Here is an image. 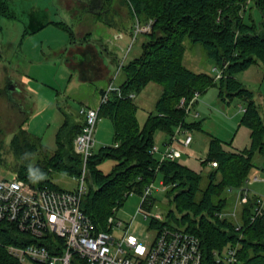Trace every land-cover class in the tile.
Masks as SVG:
<instances>
[{"label":"trees","instance_id":"obj_1","mask_svg":"<svg viewBox=\"0 0 264 264\" xmlns=\"http://www.w3.org/2000/svg\"><path fill=\"white\" fill-rule=\"evenodd\" d=\"M13 1L0 0V20L18 17ZM103 1L102 6L107 0ZM124 2L134 27L137 21L145 23L152 19L154 22L152 30L144 33L146 38L140 54L122 65L121 93L112 91L108 101L99 104L100 117H107L113 123L114 141L98 150L95 147L88 158V186L82 198V209L99 230L109 231V217H116L117 210L125 204L130 193L142 196L146 187L161 173L170 208L166 219L153 216L150 227L161 230L168 226L198 235L202 244V264H220L215 251L222 253L231 246L238 247V264H264V210L252 218L256 214L258 193L250 189L247 203L238 204L236 197L231 199V193L245 186L257 168L256 153L264 154V116L253 91L237 76L254 64L264 66V0ZM251 4L259 11L260 19H256ZM104 10L92 12L96 13V18L103 19L101 15L107 11ZM34 15L32 17L37 19ZM50 22L63 24L74 37L73 28L61 20H46L31 30H41ZM187 37L204 45L216 67L222 70V77L195 71L185 64ZM91 41L94 42L90 33H86L78 43L80 56L86 64L92 62L93 53L82 46L88 44L86 47L90 49ZM151 82L162 85V94L155 109L141 124L136 98ZM212 86L219 87V97L223 100L231 101L236 96L245 100L240 124L250 130L251 144L236 148L232 141L211 136L200 171L178 160L179 157L160 161L151 152L156 143V132L161 130L173 137L178 126L187 130L203 129L201 121L186 119L188 112L180 102L182 98L189 102L196 92L201 94ZM105 91L102 89V95ZM132 93L136 97H132ZM77 115L64 111L65 119L56 133L55 150H49L28 130L21 128L15 132L9 144L15 157V162L10 165L14 175L32 185L56 189L61 188L53 182V172L74 178L81 176L84 158L75 151L74 140L82 130L84 118L79 111ZM106 158L115 161L109 172L100 167ZM213 161L218 165H213ZM5 163L10 164L4 153V141L0 139V166ZM155 201L152 194L142 205L150 209ZM236 206L237 217L227 214ZM22 237L28 236L0 223V264H23L8 249L11 244L30 242H23ZM72 264L90 263L76 255Z\"/></svg>","mask_w":264,"mask_h":264},{"label":"rangeland","instance_id":"obj_2","mask_svg":"<svg viewBox=\"0 0 264 264\" xmlns=\"http://www.w3.org/2000/svg\"><path fill=\"white\" fill-rule=\"evenodd\" d=\"M77 1L14 0L13 8L18 17H2L0 20V82L3 85L0 93V139L4 141V153L10 162L0 166V174L3 177L16 176L10 168L11 163L15 162V157L9 149L15 132L21 128L28 130L36 139H41L49 150H55L56 133L65 119L64 111L77 115L83 105L98 107L102 89H107L112 81L115 85L123 82L124 73L122 69L119 70L121 62L123 60L128 62L142 50V42L146 35L134 33V20L130 18L124 0H107L103 6L105 1L91 0L97 3L91 10V6ZM76 4L78 7L75 12L70 7ZM104 8L107 11L101 15L103 19L96 18V13L94 14L92 10L99 11ZM251 9L256 19H260L259 11L252 4ZM249 12L250 8L246 13ZM32 14H35L37 19H34ZM51 19L66 22L73 28L74 37L66 26L55 22L48 23L41 30L35 32L31 30L38 27L39 23ZM247 20L250 22L248 18ZM87 29L90 31V37L95 40L89 43L101 50V62L109 71V77L102 78L91 74V78L82 80L83 77L89 76L86 75L85 67L80 69L86 62L80 56L78 43L82 35L87 33ZM185 45L184 62L188 67L195 71L215 73L212 69L215 61L208 55L202 43L187 37ZM131 46L132 50L128 52ZM100 58L98 57L95 63H100ZM237 76L253 91L264 116V66L254 64ZM9 78L16 80L19 85L11 96H7L4 90L6 80ZM161 94L162 85L156 82L149 83L140 91L136 102L141 124L145 123L148 115L155 109ZM245 104V100L240 96L234 97L231 101L221 99L218 86H212L201 93L186 119L201 121L203 129L191 130L193 141L190 146L184 147L179 144L183 154L178 160L200 171L201 160L207 155L211 136L223 141H232L236 148L249 146L250 130L240 124ZM95 137L97 150L105 143L110 144L114 141V127L109 118H101ZM184 137V132L179 133L176 139L161 130L156 132V140L162 147L166 138L179 142ZM156 156L159 157V153H156ZM254 160L257 168L250 174L246 186L256 190L258 194H264V154L256 153ZM114 162L112 158H106L100 167L109 172ZM161 177L159 173L154 181L153 196L156 201L150 209L143 207L142 211L138 212L142 196L134 192L117 210L116 218L124 222H131L137 213L130 231L136 233L143 241L147 235L149 239L156 235V230L150 227L151 218L159 213L162 219H166V213L170 208ZM52 180L64 190H74L79 186L78 178L57 171L53 172ZM85 183L88 186L87 177ZM237 195L238 192L233 191L231 199L235 200ZM122 233L123 230L118 228L113 231L117 237ZM31 263L37 264L31 261H27L26 264Z\"/></svg>","mask_w":264,"mask_h":264},{"label":"built area","instance_id":"obj_3","mask_svg":"<svg viewBox=\"0 0 264 264\" xmlns=\"http://www.w3.org/2000/svg\"><path fill=\"white\" fill-rule=\"evenodd\" d=\"M153 20L141 23L137 21L134 33H148L152 30ZM137 37V36H136ZM133 46V45H132ZM131 46V48H132ZM124 60L119 70L122 69ZM216 77L223 75L219 67H214ZM112 91L121 93L119 85L112 81L101 97V102L108 101ZM136 97L135 93L131 94ZM199 92L189 102L182 98L180 105L189 113ZM84 118L82 130L74 140V149L84 158V172L80 177L81 184L74 190H58L48 186L38 187L17 176L6 178L0 174V223L5 227L15 229L26 234L21 240L25 245H8L11 254L16 256L23 264L31 261L37 264H72L76 255L87 260L90 264H202V244L198 236L189 232L172 231L165 226L156 230V235L142 240L136 233L130 231L133 220L124 222L115 216L109 217V231H101L92 219L80 208V202L87 190L86 181L87 161L94 153L96 147V131L101 120L100 107L83 105L79 109ZM199 115V113H197ZM185 133L182 143L191 145L193 136L191 130L178 126L173 139L181 132ZM175 140L163 147L154 144L151 152L159 153L160 161L175 160L181 156L182 151L175 145ZM213 165H217L213 161ZM255 178L258 179V176ZM154 182L146 187L142 195V202L138 212L142 211V203L153 194ZM237 203H246L249 199L250 188L246 185L238 189ZM134 194L131 192L130 195ZM259 206L257 214L264 208V194H258ZM237 207L231 212L236 216ZM148 215V214H146ZM162 219L161 214L154 215ZM123 230L117 237L113 231ZM50 233L57 234L51 238ZM217 262L220 264H238V249L230 247L226 251L215 252Z\"/></svg>","mask_w":264,"mask_h":264},{"label":"crops","instance_id":"obj_4","mask_svg":"<svg viewBox=\"0 0 264 264\" xmlns=\"http://www.w3.org/2000/svg\"><path fill=\"white\" fill-rule=\"evenodd\" d=\"M66 2V1H65ZM76 2H78L77 0H76ZM79 2H83V4H86V5H89L88 4V2L86 1V0H79ZM67 6V5H66ZM90 6V5H89ZM67 7H69V6H67ZM78 6H77V4L76 5H74V6H72V7H70L71 8V10H73V11H75V9L77 8ZM92 7V6H91ZM90 7V8H91ZM91 10V9H90ZM76 12V11H75ZM88 30V29H87ZM84 32V31H83ZM87 33H90V31L88 30V31H86ZM85 33V32H84ZM93 41H95L94 39H93ZM82 48H86L88 51H90L91 53H93V55H92V57H93V59H92V62H90V66H83V67H81L82 69L85 67L86 68V70H87V76H89L88 78H91V74H95L96 76H99V77H102V78H104V77H107L108 75H109V71L107 70V68L106 67H104L103 65H102V62H101V58H100V49L98 48V47H95V46H91L90 47V49L88 48V47H85V44H84V46H82ZM86 50V51H87ZM132 49H131V47H130V49H129V51L128 52H130ZM98 54V55H97ZM127 56V55H126ZM98 57L100 58L99 60H100V63L98 62V63H95V62H97V59H98ZM88 64V63H87ZM91 64H95V66L93 67ZM99 67H100V71H98V69H99ZM214 67H216V65H214L213 66V68ZM95 68H96V70H95ZM212 68V69H213ZM109 77V76H108ZM239 78V77H238ZM82 80H86V79H83L82 78ZM7 81V83H6V86L4 87V90H5V93H6V95L7 96H11V95H13V93H15V91L17 90V88L19 87V85H18V82L16 81V80H14L13 78H9L8 80H6ZM3 85L1 84V82H0V93H1V91L3 90V87H2ZM139 96V94L137 95V97ZM198 113V112H197ZM98 128V127H97ZM183 132V131H182ZM173 138V137H172ZM171 141H173V139L171 140H169V138H166L165 139V141H164V145L165 144H167V143H169V142H171ZM175 142V145L176 146H178V148L182 151V154H183V149L180 147V145L179 144H181L182 146H184V147H188V146H185V145H183V143H182V140H179V142H177V141H174ZM106 144V143H105ZM156 144H158V141L156 140ZM159 145V144H158ZM190 146V145H189ZM209 148V147H208ZM182 154H181V156H182ZM251 187H254V185L252 186L251 185ZM257 189V188H256ZM253 190V189H252ZM253 191H255L256 192V190H253ZM31 264H33V263H31Z\"/></svg>","mask_w":264,"mask_h":264},{"label":"bare ground","instance_id":"obj_5","mask_svg":"<svg viewBox=\"0 0 264 264\" xmlns=\"http://www.w3.org/2000/svg\"><path fill=\"white\" fill-rule=\"evenodd\" d=\"M212 164H213V162H212ZM217 165H218V163H217ZM216 166V165H215ZM82 172H84V165H83V170H82ZM82 175V174H81ZM18 177V176H17ZM80 177L81 176H79L78 177V179H79V186H80V184H81V179H80ZM86 177H87V174H86ZM20 178V177H19ZM21 179H23V178H21ZM28 182V181H27ZM30 183V182H29ZM84 184H85V186H87L86 185V183H85V181H84ZM78 186V187H79ZM56 189V188H55ZM58 190H64V189H58ZM87 191V190H86ZM83 198V197H82ZM258 197H257V201H256V206L255 207H258L260 204H259V201H258ZM248 202V201H247ZM246 202V203H247ZM80 208H81V210L85 213V211L82 209V199H81V202H80ZM238 210V209H237ZM263 210H264V208H263ZM262 210V211H263ZM255 212H256V214L252 217L253 219H255L256 218V216L257 215H259V214H261V213H259V214H257V209L255 208ZM86 214V213H85ZM228 214V213H227ZM229 214H231V213H229ZM237 214H238V211L236 212V216L235 217H237ZM88 215V214H87ZM89 216V215H88ZM234 216V215H233ZM90 217V216H89ZM91 218V217H90ZM108 222H109V220H108ZM238 227H240V225L238 226ZM171 229H172V231H174V232H177V231H183V232H188V231H185V230H181V229H176V228H173V227H171ZM189 233H191V232H189ZM191 234H194V233H191ZM194 235H196V234H194ZM49 237H51V238H57L58 236H57V234H54V233H50L49 235H48ZM196 236H198V235H196ZM199 237V236H198ZM200 238V237H199ZM201 240V239H200ZM231 247H236L237 249H238V247L237 246H231ZM230 248V247H229ZM217 251V250H216ZM215 251V252H216ZM217 252H219V251H217ZM203 253V252H202ZM215 255H216V253H215ZM237 255H238V253H237ZM217 258V257H216ZM87 261V260H86ZM202 262H203V259H202Z\"/></svg>","mask_w":264,"mask_h":264},{"label":"flooded vegetation","instance_id":"obj_6","mask_svg":"<svg viewBox=\"0 0 264 264\" xmlns=\"http://www.w3.org/2000/svg\"><path fill=\"white\" fill-rule=\"evenodd\" d=\"M87 2H88V4L90 5V6H93L94 5V2L92 1L91 2V0H86ZM97 2H98V0H96ZM45 12H47V11H45Z\"/></svg>","mask_w":264,"mask_h":264}]
</instances>
